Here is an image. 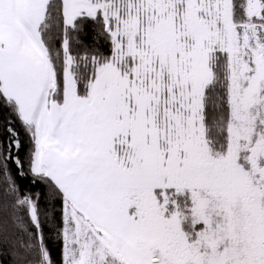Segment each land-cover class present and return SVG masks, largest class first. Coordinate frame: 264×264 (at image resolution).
<instances>
[{
    "label": "snow or ice",
    "instance_id": "1",
    "mask_svg": "<svg viewBox=\"0 0 264 264\" xmlns=\"http://www.w3.org/2000/svg\"><path fill=\"white\" fill-rule=\"evenodd\" d=\"M0 264H264V0H0Z\"/></svg>",
    "mask_w": 264,
    "mask_h": 264
},
{
    "label": "trees",
    "instance_id": "2",
    "mask_svg": "<svg viewBox=\"0 0 264 264\" xmlns=\"http://www.w3.org/2000/svg\"><path fill=\"white\" fill-rule=\"evenodd\" d=\"M54 251H55V249H54Z\"/></svg>",
    "mask_w": 264,
    "mask_h": 264
}]
</instances>
